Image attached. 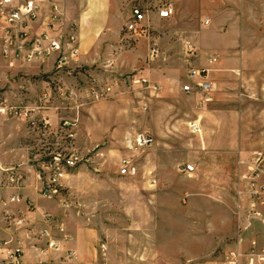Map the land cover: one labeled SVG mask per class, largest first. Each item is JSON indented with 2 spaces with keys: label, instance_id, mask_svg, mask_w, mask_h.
<instances>
[{
  "label": "rangeland",
  "instance_id": "obj_1",
  "mask_svg": "<svg viewBox=\"0 0 264 264\" xmlns=\"http://www.w3.org/2000/svg\"><path fill=\"white\" fill-rule=\"evenodd\" d=\"M176 1L112 0L114 22L103 39L113 46H105L101 58L85 63H81L79 51L70 63L76 64L74 69L60 72L42 73L44 64L42 71L35 65L49 60L55 65L58 53L31 61L15 58L13 50L3 53L5 44L0 37V98L9 105L34 110L30 116L3 117L10 123L6 127L8 166L31 168L29 145L38 134L29 124L31 117L46 119L50 131L63 136L60 141L83 159L64 179L62 193L54 200L61 213L48 211L63 223L68 237L64 246L62 242L51 248L49 240L39 236L43 217L42 227L34 223L30 231L17 224L28 217L0 209V222H5L7 214L8 228L27 231L30 247L38 253L37 258L26 260L27 249L25 263L60 264L68 250H75L78 260L89 264H198L204 259L220 263L234 248L239 224L232 182L241 165L244 176L241 179L237 172V177L243 185L251 174V157L264 152V67L257 66L262 73L245 67V50L252 42L258 53L248 63L264 59V0L262 12L239 14L237 60L224 63L229 69L223 77L227 87L213 90L207 97L176 92L188 83L191 68L204 69L192 39L193 31L201 29V21L193 14L186 21L189 29H181L180 1ZM186 1L196 12L207 2ZM168 4L176 10L175 17L159 19L157 11ZM135 7L147 13L149 31L130 36L125 24ZM61 14L51 30L58 39L70 30L62 10ZM251 17L262 20L255 30L245 27L252 25ZM47 23L41 32L46 31ZM30 32L26 49L41 33ZM154 43L159 53L152 56ZM190 45L196 48V55L189 51ZM29 64L34 66H26ZM26 69L30 73H23ZM134 75L162 78L167 83L157 93L128 87L127 81ZM115 81L120 85L114 86ZM93 87H111L112 91L94 97ZM66 118L76 121L70 131L62 129ZM193 123L199 126L197 132L191 128ZM140 134L152 136L153 143L139 147L136 139ZM124 159L130 161L131 173L126 176L120 174ZM182 164H196L198 170L191 175L182 173ZM258 204L250 213L262 212L264 200ZM220 214L234 217L215 222Z\"/></svg>",
  "mask_w": 264,
  "mask_h": 264
},
{
  "label": "built area",
  "instance_id": "obj_2",
  "mask_svg": "<svg viewBox=\"0 0 264 264\" xmlns=\"http://www.w3.org/2000/svg\"><path fill=\"white\" fill-rule=\"evenodd\" d=\"M48 2L49 21L46 25V31L41 32L36 38H32L26 49L27 41L31 35V26L38 21L43 12V4ZM175 15V9L171 4L165 5L157 11V17L161 20L171 19ZM61 7L59 0H0V37L4 42L3 53L9 54L10 50L15 52V58L21 57L26 61L43 57L47 58L58 53L55 60V68L63 70L70 66L73 58L79 55L78 35L75 28H71L63 38L53 37L51 30L61 18ZM147 13L139 7L132 10L131 19L125 24V31L128 35H138L140 32H148ZM205 24H208L206 21ZM147 27V28H146ZM189 51L196 55V48L189 46ZM25 54H23V52ZM152 56L158 55L159 46L154 43L151 48ZM215 62V58H209ZM189 81L182 86V91L186 94H201L207 97L213 92V85L208 80V70L191 68L188 73ZM128 87H144L155 93L161 90L158 84L151 83L147 78L142 76H131L127 81ZM114 86H119L120 82L115 81ZM112 91L111 87L100 89L92 88L94 97H101ZM43 98H46L44 95ZM34 110L27 106H13L0 98V117L9 118L12 115L30 116ZM29 124L38 133L37 139L29 145L30 167L36 172L41 182V195L49 200L57 199L61 193L63 181L69 174L75 170L83 161L80 153L67 147L60 140L63 136H57L52 133L48 127V122L44 118L31 117ZM76 125L73 119H64L62 129L70 131ZM194 132L199 130V126L193 123L191 126ZM51 132V134H50ZM41 133V134H40ZM68 138L73 137L72 133L67 134ZM136 143L139 147L149 146L153 143V138L149 134H140L137 136ZM120 174L123 176L130 175V161H122ZM253 170L248 178L247 191L250 198L257 202L264 200V152H256L252 158ZM179 171L188 175L195 172V166L191 164H182ZM24 183L23 176L15 168H0V190L22 188ZM24 200L22 195L13 194L11 202H20ZM31 204L30 206H32ZM5 222L8 226V215L5 216ZM20 227H33L34 222L30 219H19L17 222ZM29 231V232H30ZM39 236L49 240V247L57 248L61 240H66L67 234L65 228L59 223V220L49 214L43 216V228ZM0 238V264H25V250L22 242L16 239ZM241 257L246 259V264H264V248L256 245L252 246L246 253L238 251L228 253L223 264H239ZM51 264V263H47ZM60 264H89L78 260L75 250H68Z\"/></svg>",
  "mask_w": 264,
  "mask_h": 264
},
{
  "label": "crops",
  "instance_id": "obj_3",
  "mask_svg": "<svg viewBox=\"0 0 264 264\" xmlns=\"http://www.w3.org/2000/svg\"><path fill=\"white\" fill-rule=\"evenodd\" d=\"M178 1H180L178 20L182 24L181 29H189L186 21L193 14H196L198 16L197 19L201 21V29H195L192 34V39L195 41L200 50L199 65L208 70V80L210 83H212L214 92L217 89L225 90L227 83L223 81V77L225 72L229 71V69L225 67L224 63L226 60H237V56L234 51L236 50L238 42L236 29L240 21L239 14L245 12L246 15L249 13L253 16L255 13L262 12V1L205 0L207 2L203 6L198 7L197 12L186 0ZM59 4L63 13L65 26L68 30H71L73 27L77 32L81 63L95 59V57L101 58L102 54L100 50H103L105 46H113V44H108V42H105L103 39V35H105L106 31L110 28V25H112L114 22V9L112 7L114 4L112 3V0H59ZM49 7L50 5L48 2L43 4L42 15L40 16L39 20L33 26H31V29L34 33H39L45 29L44 25L49 21ZM175 15L169 20H172ZM251 18L252 25L245 27L247 29L255 30L258 28V26L255 24L260 25L262 20L260 18ZM206 21L208 24H205ZM200 34H202V36H200ZM254 44L255 43L253 42L250 43L251 47L245 50V67L248 70L250 69V72L257 71L262 73L264 68L259 69V67H264L263 58L260 59L261 62H258L257 59V64L248 63L253 61V59H251V57H253L252 55L258 53L257 46ZM209 58H215L216 61L211 62ZM43 64L46 70H44L42 73H50L53 69H56L55 65H53V60H49L46 63L41 62L35 65L39 66V70L42 71L41 66ZM75 65L76 64H71L68 68L74 69ZM26 66H34V64H29ZM233 66H236V64ZM248 70L246 74L249 72ZM23 73L28 74L30 72L28 69H26ZM156 79L149 80L154 84H158L161 89H163V85L166 84L167 81L162 78ZM181 91L182 88H176V92L185 94L183 91ZM7 126L9 128L10 123L7 122L5 118L0 117V168H15L17 172L23 176L24 183L22 188L19 190H0V209L2 211L9 210L17 216H26L28 219L36 223L37 227L41 228V220L45 214L52 215L50 212H61L54 200L46 199L41 195V182L36 172L29 168V166H24L23 164L19 166H8ZM191 165L195 166L196 173L198 170L197 165ZM250 166L251 165H249V167ZM252 170L253 167L251 166L250 173ZM237 172H239L238 174L241 175V179H243L244 169L241 165ZM237 172L235 181L232 182V184L234 189L233 191H235V219L238 221L239 229L235 234L236 241L233 243L234 248L230 249L231 245L226 246L230 249H228L229 252H227V255L233 251H238L244 254L254 245L259 248H264V208L261 209L262 212H260L258 215H256V213H250V210H255L259 208L260 205L258 204V201L254 202L250 198L247 191L248 181H245L244 184L241 185L243 182H239ZM13 194L22 195L24 200L19 203H12L10 198ZM31 204L33 205L30 206ZM233 217L234 216L230 214H220L215 217L214 221L219 222L221 220L232 219ZM0 238L19 239L23 244L24 250L26 251L28 249L30 251V254L26 260L38 257L37 251L30 247L29 243L31 240L27 231L15 232L11 230V228H8L5 222L2 221L0 222ZM60 238L61 237L57 236V239H59L62 243L63 240ZM64 244L65 243L63 242L61 245L64 246ZM79 261L85 262L82 260ZM224 261L225 260L223 259L219 263L218 259H204L198 264H223ZM47 263L49 262L44 264ZM240 264H246L245 258L241 260Z\"/></svg>",
  "mask_w": 264,
  "mask_h": 264
}]
</instances>
